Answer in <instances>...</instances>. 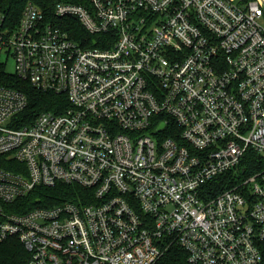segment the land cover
Instances as JSON below:
<instances>
[{"label":"built area","instance_id":"2783aa9c","mask_svg":"<svg viewBox=\"0 0 264 264\" xmlns=\"http://www.w3.org/2000/svg\"><path fill=\"white\" fill-rule=\"evenodd\" d=\"M8 1L0 64L68 106L26 124V95L0 85V244L17 239L26 264H155L172 245L190 264H261L264 170L207 186L264 158V0L55 4L93 47L32 2L14 23ZM58 183L85 194L20 206Z\"/></svg>","mask_w":264,"mask_h":264},{"label":"trees","instance_id":"16d2710c","mask_svg":"<svg viewBox=\"0 0 264 264\" xmlns=\"http://www.w3.org/2000/svg\"><path fill=\"white\" fill-rule=\"evenodd\" d=\"M9 13L11 19L15 23L19 18L21 9L27 2L37 5L44 13L48 20H52L63 31H66L69 37L77 43H85L90 40L89 47L98 46L93 43L94 39L100 36L89 35L79 22L74 18H55L53 8L59 2H75L74 0H9ZM11 10V11H10ZM0 85L9 86L22 91L27 97V107L24 111L29 117L28 124L31 120L41 112H60L59 108H67V100L52 93H43L31 87L28 82L18 79L15 75L5 71L4 65L0 64ZM264 170V158L253 153L247 152L241 161L238 172L235 175L232 172L220 175L209 183L208 190L210 194L215 195L223 190L236 185L255 174ZM85 194V190L74 185L58 183L53 187L34 188L23 199L19 201L20 206L24 210H30L38 206H54L67 201L77 202L78 198ZM21 209L18 212H22ZM264 255V249H262ZM29 255L23 249L22 245L15 238H10L0 244V264H26ZM155 264H190L184 251L172 245L168 247L163 255ZM264 264V259L262 263Z\"/></svg>","mask_w":264,"mask_h":264},{"label":"rangeland","instance_id":"374dc122","mask_svg":"<svg viewBox=\"0 0 264 264\" xmlns=\"http://www.w3.org/2000/svg\"><path fill=\"white\" fill-rule=\"evenodd\" d=\"M1 61L4 62V67H5V71L6 72H12L14 69H13V60L11 58L9 59H5V56L2 55L1 57Z\"/></svg>","mask_w":264,"mask_h":264},{"label":"water","instance_id":"95a60500","mask_svg":"<svg viewBox=\"0 0 264 264\" xmlns=\"http://www.w3.org/2000/svg\"><path fill=\"white\" fill-rule=\"evenodd\" d=\"M163 127V124H161L159 127H158V129H161Z\"/></svg>","mask_w":264,"mask_h":264}]
</instances>
